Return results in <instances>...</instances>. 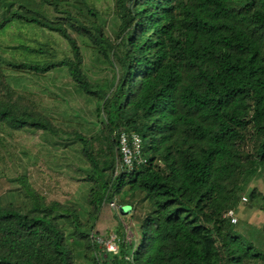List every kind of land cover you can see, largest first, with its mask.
Returning a JSON list of instances; mask_svg holds the SVG:
<instances>
[{
    "label": "trees",
    "instance_id": "trees-1",
    "mask_svg": "<svg viewBox=\"0 0 264 264\" xmlns=\"http://www.w3.org/2000/svg\"><path fill=\"white\" fill-rule=\"evenodd\" d=\"M78 3L11 0L0 30L18 22L53 32L67 42L71 58L7 66L36 75L63 68L96 100L112 161L97 160L85 138L75 135L92 170L88 203L94 213L125 187L131 198L143 195L139 201L149 211L139 243L121 234L117 253H108L81 231L76 209L46 202L19 177L11 203L0 204V264H74L65 226L92 251L95 264H264V251L224 218L235 210L246 177L264 174V0H114V41L99 11ZM45 6L63 17L47 19ZM69 30L111 58L116 73L108 91L84 75ZM0 126L59 133L12 94L0 99ZM122 131L141 137L147 162L112 180L106 171L114 166ZM248 197L251 207L264 211L263 195L253 189Z\"/></svg>",
    "mask_w": 264,
    "mask_h": 264
},
{
    "label": "rangeland",
    "instance_id": "rangeland-1",
    "mask_svg": "<svg viewBox=\"0 0 264 264\" xmlns=\"http://www.w3.org/2000/svg\"><path fill=\"white\" fill-rule=\"evenodd\" d=\"M33 1L40 4V0ZM64 1L71 6L80 4L78 0ZM85 2L99 11L105 32L114 41L113 30L116 31L117 25L114 0ZM2 5L0 19L11 11V0H3ZM14 8H17L15 4ZM41 14L52 21L63 17L54 13L50 6H45ZM69 31L80 48L84 75L90 83L104 84L108 91L116 73L111 58L105 59L86 39ZM24 48L42 53H33ZM70 58V47L58 34L18 22L0 30V99L11 100L12 94L13 100L22 107L46 116L59 130L55 137L41 131L14 132L0 126V204L11 203V192L17 188L13 180L25 176L31 188L46 202H58L76 209L83 226L81 231L91 235L92 241L102 250L113 239L119 250L121 234L125 235L126 242H133L136 246L140 240V223L149 211L148 205L139 201L143 195L135 193L131 198V193L125 187L119 195L114 193L116 195L111 201L104 202L98 213H94L88 203L90 190L94 188V182L87 180L92 170L82 154L83 146L75 135L85 138L97 160L112 161L110 146L102 132L103 116L98 115L96 100L84 95L63 68L36 75L7 66V62L11 61L42 64ZM116 153L114 166L106 171L112 180L121 172ZM246 178L234 210L237 219L234 225L238 232L264 251V211L251 207L248 197L253 189L264 196V174L253 172ZM16 201L21 205V199ZM130 202L134 204L131 214L120 216L119 207L130 205ZM65 231L74 264H95L92 261L94 254L76 239L73 228L65 226Z\"/></svg>",
    "mask_w": 264,
    "mask_h": 264
},
{
    "label": "built area",
    "instance_id": "built-area-1",
    "mask_svg": "<svg viewBox=\"0 0 264 264\" xmlns=\"http://www.w3.org/2000/svg\"><path fill=\"white\" fill-rule=\"evenodd\" d=\"M142 148V139L138 134L124 131L119 133L117 137V153L121 171L129 174L134 172L138 166L146 164L147 160L143 157ZM224 218L228 219L233 225L237 223L234 210L227 211ZM104 250L108 253H117L118 246L115 239L107 242Z\"/></svg>",
    "mask_w": 264,
    "mask_h": 264
},
{
    "label": "water",
    "instance_id": "water-1",
    "mask_svg": "<svg viewBox=\"0 0 264 264\" xmlns=\"http://www.w3.org/2000/svg\"><path fill=\"white\" fill-rule=\"evenodd\" d=\"M131 211H132V207L129 205L121 206L118 209L119 215L122 217L130 215Z\"/></svg>",
    "mask_w": 264,
    "mask_h": 264
}]
</instances>
